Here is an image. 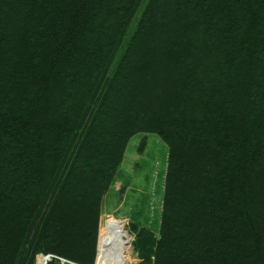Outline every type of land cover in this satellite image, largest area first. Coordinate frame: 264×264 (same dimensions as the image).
<instances>
[{
    "label": "trees",
    "instance_id": "trees-1",
    "mask_svg": "<svg viewBox=\"0 0 264 264\" xmlns=\"http://www.w3.org/2000/svg\"><path fill=\"white\" fill-rule=\"evenodd\" d=\"M141 132L168 153L138 264H264V0H0V264H96Z\"/></svg>",
    "mask_w": 264,
    "mask_h": 264
},
{
    "label": "rangeland",
    "instance_id": "rangeland-1",
    "mask_svg": "<svg viewBox=\"0 0 264 264\" xmlns=\"http://www.w3.org/2000/svg\"><path fill=\"white\" fill-rule=\"evenodd\" d=\"M143 140L145 143L141 147ZM167 153L165 142L155 133H136L129 139L126 146L124 159L117 172L116 183L101 204L99 247L103 243L107 220L109 218L122 220L130 240L129 264L139 263L137 252L134 251L135 226L151 227L158 224L165 184ZM46 255L49 256L50 261L55 258L60 264L67 263L65 259L55 255ZM46 260L45 258L44 264L48 263ZM35 264H38L37 259Z\"/></svg>",
    "mask_w": 264,
    "mask_h": 264
},
{
    "label": "bare ground",
    "instance_id": "bare-ground-1",
    "mask_svg": "<svg viewBox=\"0 0 264 264\" xmlns=\"http://www.w3.org/2000/svg\"><path fill=\"white\" fill-rule=\"evenodd\" d=\"M104 230L103 243L100 247L98 239L97 264H129L130 240L123 221L109 218ZM44 257L47 259L46 261H50L48 255H39L37 257L38 264H44Z\"/></svg>",
    "mask_w": 264,
    "mask_h": 264
},
{
    "label": "water",
    "instance_id": "water-1",
    "mask_svg": "<svg viewBox=\"0 0 264 264\" xmlns=\"http://www.w3.org/2000/svg\"><path fill=\"white\" fill-rule=\"evenodd\" d=\"M48 259H49V256H48Z\"/></svg>",
    "mask_w": 264,
    "mask_h": 264
}]
</instances>
